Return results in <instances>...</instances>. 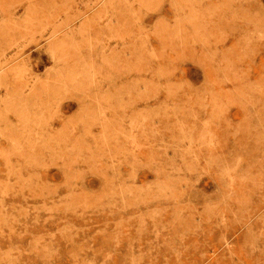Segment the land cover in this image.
<instances>
[{
	"label": "rangeland",
	"instance_id": "374dc122",
	"mask_svg": "<svg viewBox=\"0 0 264 264\" xmlns=\"http://www.w3.org/2000/svg\"><path fill=\"white\" fill-rule=\"evenodd\" d=\"M0 264H264V0H0Z\"/></svg>",
	"mask_w": 264,
	"mask_h": 264
}]
</instances>
